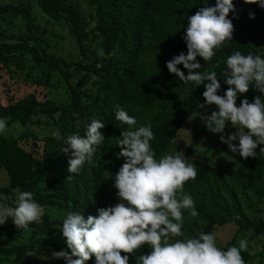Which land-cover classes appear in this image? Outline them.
<instances>
[{
    "label": "trees",
    "instance_id": "1",
    "mask_svg": "<svg viewBox=\"0 0 264 264\" xmlns=\"http://www.w3.org/2000/svg\"><path fill=\"white\" fill-rule=\"evenodd\" d=\"M32 1L47 21L68 30L74 50L64 54L51 48L46 37L51 29L36 18ZM233 3L235 12L228 17L235 29L233 40L217 49L209 62L197 57L201 63L197 71H214L220 79L218 95L227 90L223 73L233 52L264 58V9L243 0ZM89 4L91 9L86 11L78 0L0 3V68L7 75L5 89L0 88V118L23 126L16 136L0 134V170L9 178L0 184V199L9 195L15 205L19 193L27 191L45 209L41 221L28 231L18 230L10 218L0 225V264H66L64 259L51 262L45 256L70 251L59 232L67 213L96 216L99 208L115 205L114 188L108 183H114L110 175L124 163L115 154L120 151L116 145L122 129L128 127L115 120L117 106L136 118V128L151 125L155 136L151 148L159 160L179 148L176 142L172 145L177 130L204 102V86L183 83L169 73L166 62L181 52L187 54L182 37L188 17L200 7L214 6L215 0H89ZM250 12L254 19L249 18ZM101 51L103 56L98 54ZM178 67L187 75L182 65ZM18 75L21 81H16ZM50 88H58L57 93L50 94ZM256 95L264 101V94L250 88L238 97L237 106L245 98L252 102ZM93 118L105 124L100 130L105 140L96 146L91 163L68 178L71 151H62L63 139L83 136L84 124ZM31 123L42 127L33 129ZM232 130L229 123L226 132ZM207 133L203 125L187 146L185 161L195 167L197 176L185 183L184 192L193 198L199 215L183 211L184 237L176 239L198 238L232 221L237 230L251 228L254 235H264V216L247 211L261 202L257 210L264 212V154H259V147L256 158L245 160L234 153L229 162L213 169L210 155L229 149L220 134L204 151L190 154L198 136ZM53 205L64 212L51 215L48 208ZM233 241L234 236L224 247ZM148 251L144 246L132 259ZM241 255L244 261L249 257L247 251ZM86 264H96L95 257Z\"/></svg>",
    "mask_w": 264,
    "mask_h": 264
},
{
    "label": "clouds",
    "instance_id": "2",
    "mask_svg": "<svg viewBox=\"0 0 264 264\" xmlns=\"http://www.w3.org/2000/svg\"><path fill=\"white\" fill-rule=\"evenodd\" d=\"M243 2L264 9V0ZM230 12H235L233 0H215L214 6L200 7L188 17L182 37L187 54L174 56L166 67L183 83L204 86V103L198 108L215 105L218 110L210 115L207 111L200 112L199 118L210 133L220 134V141L231 153L247 160L256 158L257 147L264 145V101L262 95H256L252 102L246 98L239 106L236 102L250 88L264 94V58L251 53L245 56L240 51L227 57L223 81L228 87L223 95H218L221 83L216 72L197 71L201 68L197 57L209 62L217 49L233 40L235 29L228 18ZM249 18L254 19L255 14L250 12ZM98 54L103 56L102 51ZM114 118L128 126L122 129L116 145L120 149L116 157L124 160L112 185L119 202L99 208L96 216L67 213L59 232L70 251H54L52 258L64 259L66 264H86L94 256L96 264H129L130 256L147 246L150 252L136 256V264H245L241 255L248 247L245 239L239 241V247L231 246L226 251L216 246V237L211 233L176 239L184 237L183 211L187 210L192 217L199 215L193 198L184 192L185 183L197 176L195 167L186 163L179 151L157 160L150 143L155 139L151 125L136 128V118L119 106ZM229 123L234 132H226ZM104 127L102 121L93 118L84 124L83 136L72 134L63 139L62 151L66 154L71 151L68 178L79 174L86 162L91 163L96 146L105 140L100 131ZM8 130L6 118H0V134ZM53 135L61 139L59 133ZM259 154H264V147ZM44 215L45 209L27 191L19 193L14 207L0 205V225L10 218L18 230L28 231Z\"/></svg>",
    "mask_w": 264,
    "mask_h": 264
},
{
    "label": "rangeland",
    "instance_id": "3",
    "mask_svg": "<svg viewBox=\"0 0 264 264\" xmlns=\"http://www.w3.org/2000/svg\"><path fill=\"white\" fill-rule=\"evenodd\" d=\"M6 1H15V0H0V3L6 2ZM80 4L85 8L86 11L90 10V4L89 0H78ZM32 10L36 14V18L40 21L41 24L46 23L47 27L51 29L49 30L48 33H46V37L50 41V46L51 48H54L55 50L66 54L68 51L74 50V40L72 37L68 34V30L65 27H59V25L55 22H51L50 20H46V15L45 13L40 9V7L36 4V2L32 1ZM55 34H52V33ZM262 51L264 50L263 48L261 49ZM7 79L6 73H4L3 69L0 68V88L4 90V85H3V80ZM22 77L17 76L16 81H21ZM48 89V88H46ZM45 90V89H44ZM58 88H50V94L57 93ZM202 102L201 104H203ZM200 105V104H199ZM213 110H218L216 109L215 105L212 106H206L205 109H199L198 107L192 112V114L187 117L182 126L177 130L173 144L176 142L179 145V148L176 150L171 151V154L175 155L178 151L180 152L182 158L185 159V155H187V146L191 141L192 136L194 135L195 132H197L199 129L202 128L204 125L199 118L200 112L207 111V113L210 115ZM18 121L15 122H8L7 121V126H8V131L4 134L11 135V136H16L23 128L22 124H19ZM30 126L33 129H38L42 126H40L37 123H31ZM228 127V125H227ZM232 130L231 132H234ZM228 132V133H231ZM219 134H213L208 131L207 134L204 136H201L197 138V142L194 145L193 150L190 152L191 155H197V153H200L204 151L205 147H207L214 138H216ZM233 143L238 144V141H234ZM259 148L264 147V145L258 146ZM213 149V147H210L206 151V154H209L210 151ZM234 156V153H231L229 149H223L219 154L217 155H210L209 160L212 162V168L213 169H218L222 167L224 164L229 162L230 159H232ZM114 176L115 175H110V180L114 181ZM8 176L6 174V171L1 168L0 170V184H6L9 182ZM113 183H108V187H112ZM117 190L114 188L112 191V200L113 203H118L119 200L116 195ZM252 199L255 201L256 196L252 195ZM14 200L11 198L9 195H1L0 199V205L7 206V207H14L15 205L13 204ZM263 203H255V208H247V211H250L251 215H262L264 216V212H260L257 210L258 207H261ZM49 212L51 215H60L64 211L60 209L58 206H49ZM240 217V216H239ZM2 230H0L1 234ZM211 234H213L216 237V246L220 248L221 250H227L228 247L231 246H237L239 247V241L241 239H245L247 241L248 247H247V252L249 254V257L245 260V264H264V235H254L253 231L251 228L248 229H242V230H237L236 223L235 222H228L223 225H218L215 227ZM234 236V241L233 244L224 247L229 240L232 239ZM150 252V249L149 251ZM124 255V253H122ZM45 258L48 261L53 262V258L50 257L49 255H46ZM133 256H130L129 259V264H136V259H132Z\"/></svg>",
    "mask_w": 264,
    "mask_h": 264
}]
</instances>
